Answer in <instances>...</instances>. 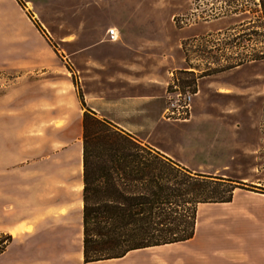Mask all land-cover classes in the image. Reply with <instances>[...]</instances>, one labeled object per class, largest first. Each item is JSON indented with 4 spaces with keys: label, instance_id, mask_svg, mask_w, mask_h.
I'll return each mask as SVG.
<instances>
[{
    "label": "rangeland",
    "instance_id": "obj_1",
    "mask_svg": "<svg viewBox=\"0 0 264 264\" xmlns=\"http://www.w3.org/2000/svg\"><path fill=\"white\" fill-rule=\"evenodd\" d=\"M193 1L19 0L41 29L36 43L51 52L38 68L0 64V237L8 241L0 264H83L78 90L83 102L86 95L113 104L145 85L155 95L196 79L191 124L150 138L155 121L144 119L131 136L149 139L191 172L236 184L231 202L198 205L197 238L250 232L264 221V61L247 59L258 40L246 37L247 27L226 32L247 15L178 29L173 18L192 11ZM209 30L224 32L211 42H185ZM167 104L160 99L163 111ZM66 203L73 204L67 233L57 237L54 214Z\"/></svg>",
    "mask_w": 264,
    "mask_h": 264
},
{
    "label": "trees",
    "instance_id": "obj_2",
    "mask_svg": "<svg viewBox=\"0 0 264 264\" xmlns=\"http://www.w3.org/2000/svg\"><path fill=\"white\" fill-rule=\"evenodd\" d=\"M221 1L194 0L192 11L173 18L175 27L184 29L221 17L247 15L246 23L230 26L226 32L247 27L243 31L246 37L255 36L260 47L247 59L264 61V0H225L223 5ZM223 32L209 31L185 42H211ZM244 61L231 60L236 65ZM178 88L196 93V79ZM78 100L85 109L81 119L83 264L118 260L132 251L186 242L194 236L198 205L231 202L237 188L232 181L188 171L96 117L86 108L80 90ZM2 238L0 254L8 244Z\"/></svg>",
    "mask_w": 264,
    "mask_h": 264
},
{
    "label": "crops",
    "instance_id": "obj_3",
    "mask_svg": "<svg viewBox=\"0 0 264 264\" xmlns=\"http://www.w3.org/2000/svg\"><path fill=\"white\" fill-rule=\"evenodd\" d=\"M18 2L19 0H0L1 68L3 66L24 68L32 66L35 68L42 67L44 63L49 62L51 49L45 43L46 47L42 51L39 45L40 43H38L39 41L36 43L35 37L40 36V29L38 30L34 24H38L30 15L26 14V9H23L22 5ZM144 88V93L116 98L112 100L113 104L106 103V100L104 101L101 96L94 97L86 95H84V103L86 108L94 113L96 117L106 120L129 135H132L133 130L142 126L141 121L144 119L145 121L147 119L155 121L154 127L149 132L150 138L161 137L162 130L167 129V127L189 125L193 122L194 102L190 107L187 119H166L163 117V108L161 109L160 107V99L165 97L166 100L167 88H162L160 91L157 90L158 92L155 95H147L149 92L155 90L154 85H145ZM220 90L223 94L227 93V90ZM199 94L200 90L198 89L195 97ZM110 106L111 108H108ZM196 119V121H200V118L196 117ZM140 142L175 162L174 157L152 145L149 139H143ZM179 165L190 171L189 166L180 162ZM192 173L200 174L197 172ZM80 189L82 190V180ZM3 202L4 200L2 199L1 203ZM72 207V203H66L63 208L58 209L54 214L56 215L53 218L56 223L54 230L57 237L66 236L68 218L72 212ZM81 210L82 202L76 214L80 227V239L82 238ZM62 211L65 213L62 214ZM58 223H61V225L59 226ZM209 233L210 236L208 238H197L196 218L194 236L186 242L136 250L129 252L122 259L88 264H264V221H260V224L253 226L250 232L232 233L231 235L228 233H223L224 235L218 234L217 231ZM207 239L208 241L204 242ZM151 251H158L159 254Z\"/></svg>",
    "mask_w": 264,
    "mask_h": 264
},
{
    "label": "built area",
    "instance_id": "obj_4",
    "mask_svg": "<svg viewBox=\"0 0 264 264\" xmlns=\"http://www.w3.org/2000/svg\"><path fill=\"white\" fill-rule=\"evenodd\" d=\"M106 34L110 42H114L117 40L118 34L115 28L107 30ZM170 87L171 93L167 97L168 104L163 111V117L172 120L187 119L189 116L190 107L193 103L196 93H191L189 91L181 92L178 86L175 85L173 82L170 84Z\"/></svg>",
    "mask_w": 264,
    "mask_h": 264
}]
</instances>
